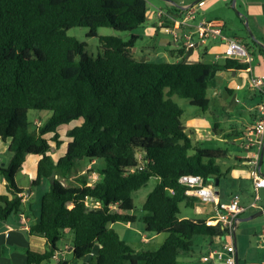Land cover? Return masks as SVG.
<instances>
[{"label": "trees", "instance_id": "trees-1", "mask_svg": "<svg viewBox=\"0 0 264 264\" xmlns=\"http://www.w3.org/2000/svg\"><path fill=\"white\" fill-rule=\"evenodd\" d=\"M146 21L147 0H0V140L10 141V160L0 167L8 192L0 195V221L23 212L17 176L29 155L42 157L32 186L51 180L30 228L44 235L46 250L26 249V264H52L65 231L72 232L79 264H178L195 237L226 235L220 224L179 218L181 204L198 201L186 196L179 179L221 180L226 172L218 162L227 151L195 146L173 97L206 112L218 74L248 66L229 59L223 65L141 62L130 52L137 36L126 41L98 33H133ZM74 28L88 29L103 53L90 57L86 45L68 35ZM34 111L51 112L37 133L30 131ZM78 120L82 124L67 133L66 153L54 162L51 144L57 150L63 144L58 129ZM82 159L106 163L97 170L99 182L66 185ZM153 178L158 184L146 197L142 221L147 233L167 237L157 250L137 252L112 226L136 223L133 195Z\"/></svg>", "mask_w": 264, "mask_h": 264}, {"label": "crops", "instance_id": "crops-1", "mask_svg": "<svg viewBox=\"0 0 264 264\" xmlns=\"http://www.w3.org/2000/svg\"><path fill=\"white\" fill-rule=\"evenodd\" d=\"M166 1L169 5V9L164 11L168 14L167 17L158 18V16H149L147 5V21H151V27H140L132 33L138 37L137 42L142 40L144 37L148 38V36L152 41V44L147 48H137L136 42L135 47L130 50L135 59L141 62L154 63L153 60L159 59L161 57L166 58L168 56L173 60L172 63L183 62L187 64H194L202 62L205 64L218 63L223 65L224 61L226 60L225 43L219 39L201 40L196 34V25L200 20H205L207 22L218 21L224 24L222 32L226 37L236 39L256 52L255 61L251 66V71L254 74L264 76V54H260L253 44L255 42L258 47L264 49V0L235 1L236 5H238L241 10L239 15L243 16L244 14V16H246V19L244 16L242 18L247 20V23H249L252 29H254L253 35L257 41H253L250 37H230L227 35V24L223 20L226 19L231 21V17L229 16L227 10V4L229 0H203L204 5L197 8L200 13L195 21L189 23L190 26H180L178 22L184 18L185 13L189 8L198 4V0ZM188 39H190V43H192L190 49H186ZM250 73L251 72H248L247 70L239 72H220L217 76V87L215 90L211 91V93H214L216 98H222L225 93L231 96V101L227 104L225 110V122H229L235 118L234 120L239 122L241 127L233 126L230 129L225 130V127L219 124V122L212 123L207 119L189 120L188 130L183 124L186 129V133L190 136L195 146L201 147L205 143L212 142H219L222 144L229 143L237 148V151L240 153L239 155H230L229 158V152L227 149H211L210 147H202L203 149L207 150L227 151L226 157L220 160L218 164L223 171L225 170L226 174L229 176L231 175L233 180L239 182V188L235 190L234 193L224 196L223 199L220 195L221 180H219L218 200L219 203L223 205L229 204L232 197L235 194H239L241 196V205L245 207L249 206L253 202L255 196V174L264 177V173L262 172L264 161L262 162L261 167L259 161L258 169H256L254 165L253 157L258 154L257 147L253 146L250 150L245 148L248 139L246 129L255 124L257 119L256 109L262 102V95L249 88ZM219 78L224 79L225 84L223 86H220ZM175 97L178 96L175 95L173 97L174 101ZM9 144L10 141L4 142L0 140V167H5L10 160V155L8 153ZM66 151L67 148L62 152L61 149L57 150L52 146V152L50 155L52 156L54 162H57L66 153ZM41 158V156L29 155L17 176V183L22 189L21 194L25 195L23 202V212L19 215L10 217L5 222L0 221V264H26V249L29 248L30 250L39 253H42L46 250V241L44 235L31 234L30 228L39 219L41 197L45 192L48 191L47 188L49 189V186H46L45 190L47 191H43L44 193H39L36 187L32 186L33 189H28V186L23 187L19 183V175L25 180L28 178L29 182L31 183L37 179L38 164ZM95 167L98 168L95 169L93 176L98 178L97 182H99L100 176L97 174V170L104 168L100 167V161H90V163L85 167V170ZM81 175H84V172L81 173ZM70 177L72 176L70 175ZM42 183L43 180L39 186H41ZM79 184L80 183L77 185ZM88 184L91 186L95 185L91 184L90 182H88ZM25 189H28V191L26 192ZM249 192L253 193L252 198L249 197ZM0 195H8L6 181L1 174ZM259 202L257 209H251L247 211L245 214L239 217L237 223L236 248L239 264H241V254L244 252H247L249 255L253 254L254 256L252 258L253 260L249 264L259 262L264 259V215L262 222H257L256 219L258 218L248 221L250 216L261 210H264V207L259 205ZM189 208L193 210L196 216V218L192 220L197 222L206 221L209 224L214 223V218L217 215L216 206L214 204H207L197 201L193 207ZM189 216V214L185 213L182 216L179 215V218L191 219ZM158 236L160 235H157V237ZM72 237L73 236L71 235V238ZM157 237L156 235H152L151 238L145 237L144 244H149L151 240L157 239ZM203 239L206 253L199 257L198 264H204L200 261L201 257L213 250L214 246V239L206 237H203ZM58 249L59 252L52 260V264H57L62 260L70 262L69 259L72 257L73 252L72 239L71 243L66 244L64 249H62L58 244ZM73 264L78 263L76 262ZM182 264L196 263H194L190 257L186 256Z\"/></svg>", "mask_w": 264, "mask_h": 264}, {"label": "rangeland", "instance_id": "rangeland-1", "mask_svg": "<svg viewBox=\"0 0 264 264\" xmlns=\"http://www.w3.org/2000/svg\"><path fill=\"white\" fill-rule=\"evenodd\" d=\"M236 1V0H235ZM234 0H229L227 4V10L228 14L231 17L230 20L224 19L223 21L227 24V35L230 37L234 36H243L245 38H251L253 41H257V39L253 35V30L250 24L248 23L247 26V20L246 16L242 18L243 16H240L239 13L241 12L240 7L236 5V2ZM148 5V14L149 16L157 17V14L160 10L166 11L168 10V3L166 0H147ZM236 5V6H235ZM143 28H150L151 27V21L148 20L143 26ZM88 29L86 28H74L68 31V35L70 37L76 38L80 43L86 45V52L87 54L92 58H97L99 54L103 53V50L101 48V44L99 43L98 38H89L88 37ZM99 36H121L124 40H129L132 33H117L111 28H102L99 30ZM148 36V34H147ZM250 39V40H251ZM251 40V41H252ZM152 44V41L150 37L148 38L144 37L142 40L137 42L136 47L137 48H147ZM243 44V43H242ZM244 45V44H243ZM245 46V45H244ZM251 49V48H250ZM154 63H172L173 60L170 57H161L159 59L153 60ZM219 84L220 86H223L225 84L224 79L219 78ZM208 98L210 100V107L208 111L203 112L197 107H193L190 105L189 101L186 99H181L178 97H175V102L180 106V108L183 110L184 115L182 117V122L185 125L186 129L188 130V121L192 119H207L211 121L212 123L219 122L222 126L225 127V130L230 129L233 126L241 127L240 123L236 120L232 119L229 122H225L226 120V107L227 104L231 101V96L226 94L222 98H216L214 96V93H211V91L208 92ZM51 116V112L48 111H37V112H31L30 113V131L37 133V130L40 126L44 124V122ZM235 116V115H234ZM82 120L74 121L70 123L69 125H63L58 129V133L60 135V140L63 142L61 146V151H65L68 145V142L70 141L67 137L68 131L71 129L80 126L82 124ZM224 130V131H225ZM53 134H48L46 136L47 139H51ZM52 146L55 148V144L52 143ZM203 148H211V149H227L229 152V158L230 155H239L240 153L237 151V148L232 146V144H222L219 142H212V143H205ZM56 149V148H55ZM51 156V155H50ZM52 157V156H51ZM264 161V159H263ZM90 163L89 159H82L76 162V166L73 169L71 176L68 179L64 180V183L68 186L71 185H77L81 181L86 180L85 182H90L91 184H95L98 181V178L93 176V173L95 168H91L89 170H85V167ZM100 167H106V163L102 160H100ZM84 172V175H81V173ZM225 172V170H224ZM262 172L264 173V164L262 168ZM226 174V173H225ZM76 177V178H74ZM19 183L23 187H29L28 189H33L32 183L29 182L28 178L26 180L19 175ZM44 184V185H43ZM47 184V185H46ZM158 184V180L153 178L149 181V183L140 189L139 191L135 192L133 195L134 205L135 209L131 213L132 215H135L137 217V221L134 224H124V223H116L112 227L115 230V232L120 236V238L133 247L137 252H147V251H155L159 248L160 245L165 241L167 235H160L157 237V239L151 240L149 244H144L145 237L151 238L152 234H149L145 231V227L142 221V218L146 213L143 211V205L145 203L147 195L156 187ZM46 186H51V180L44 179L41 186L36 187V189L39 191V193H42L43 191H49V189H46ZM239 188V182H236L233 180V177L228 174H226L224 177L221 178V191L220 195L224 199V196H228L231 193H234L235 190ZM28 189H25L27 192ZM43 192V193H44ZM249 197H253V193L249 192ZM260 199L259 205L264 207V190L260 191ZM118 209L116 207L113 208V211H117ZM189 214L191 219L196 218L195 213L193 210L189 207H186L185 204L180 205V215L183 214ZM257 222H262L263 216L256 219ZM71 231H65L63 233V239L60 241L59 246L64 249L66 244L71 243ZM203 237H195L192 241L193 244V250L189 253H182L180 257L178 258V264H182L184 258L186 256L190 257L191 260L198 264L199 257L206 253L205 250V243L203 242ZM209 243V241H208ZM221 243V244H220ZM226 243V241L223 238H215L214 239V246L213 250H220L222 249L223 244ZM253 254H248L247 252H244L241 254V264H249L253 259ZM69 263L73 264L76 263L74 259L71 257L69 259ZM246 262V263H245ZM79 264V262H77Z\"/></svg>", "mask_w": 264, "mask_h": 264}, {"label": "built area", "instance_id": "built-area-1", "mask_svg": "<svg viewBox=\"0 0 264 264\" xmlns=\"http://www.w3.org/2000/svg\"><path fill=\"white\" fill-rule=\"evenodd\" d=\"M204 5L203 1L199 2L196 6L189 8L183 19L179 20L180 26H190L189 23L196 20L199 15L197 8ZM158 18L167 17L168 14L160 10L157 14ZM224 24L218 21L207 22L200 20L196 25V34L201 40L219 39L225 43V58L237 62L239 65H247L248 72L250 73L249 88L262 95V102L257 107V119L253 126L246 129L248 135L247 145L245 148L250 150L253 146L258 149V154L253 157L256 169L259 168L260 153L264 147V76L254 74L251 71V66L255 61L253 55L246 46L240 41L226 37L222 29ZM186 45V49H190L192 43ZM179 183L186 188V196L197 199L203 203L214 204L216 206L217 215L214 218L213 225L220 224L226 231L223 239L226 243L223 244L220 250H211L201 257L200 261L204 264L217 263V264H238L237 262V248H236V228L239 217L251 209L258 208L260 201L259 191L264 189V177L254 176V190L255 196L253 202L245 207L241 205V196L235 194L229 204L223 205L219 203L218 195L215 192V181L205 182L201 176L184 175L179 179ZM23 202L25 199L24 194L19 195ZM98 205V204H97ZM264 236V230H263ZM251 264H264V259L259 262Z\"/></svg>", "mask_w": 264, "mask_h": 264}, {"label": "water", "instance_id": "water-1", "mask_svg": "<svg viewBox=\"0 0 264 264\" xmlns=\"http://www.w3.org/2000/svg\"><path fill=\"white\" fill-rule=\"evenodd\" d=\"M201 1H203V0H198L197 3L201 2ZM234 1H235V0H234ZM247 26H248V23H247ZM263 158H264V147H263V149H262V151H261L260 167L262 166ZM218 184H219V181H218V180L215 181V192H216L217 195H218V193H219ZM263 215H264V210H261V211L255 213L254 215L250 216V217L248 218V221L253 220V219H255V218H259V217H261V216H263ZM237 262H238V264H239L238 255H237Z\"/></svg>", "mask_w": 264, "mask_h": 264}]
</instances>
